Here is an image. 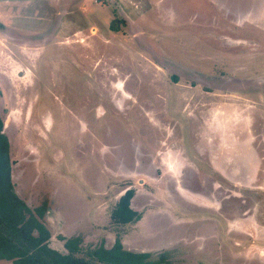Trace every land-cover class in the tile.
I'll list each match as a JSON object with an SVG mask.
<instances>
[{"label": "rangeland", "instance_id": "obj_1", "mask_svg": "<svg viewBox=\"0 0 264 264\" xmlns=\"http://www.w3.org/2000/svg\"><path fill=\"white\" fill-rule=\"evenodd\" d=\"M0 114L54 249L264 264V0H0Z\"/></svg>", "mask_w": 264, "mask_h": 264}, {"label": "trees", "instance_id": "obj_2", "mask_svg": "<svg viewBox=\"0 0 264 264\" xmlns=\"http://www.w3.org/2000/svg\"><path fill=\"white\" fill-rule=\"evenodd\" d=\"M5 118L0 114V263L10 264H170V254L137 253L123 245V234L113 246L105 243L83 246L82 234L61 237L65 253L50 246L52 233L46 222L48 203L31 209L19 197L12 179L10 140L5 133ZM132 189L118 200L111 218L117 225L137 223L142 215L131 207Z\"/></svg>", "mask_w": 264, "mask_h": 264}, {"label": "flooded vegetation", "instance_id": "obj_3", "mask_svg": "<svg viewBox=\"0 0 264 264\" xmlns=\"http://www.w3.org/2000/svg\"><path fill=\"white\" fill-rule=\"evenodd\" d=\"M57 26H58V24H57ZM92 71H94V70H92ZM87 97L89 98V100H90V97L88 96V94H87ZM57 99H58V97H57ZM90 102H91V100H90ZM61 104H63V101L61 102ZM74 118L76 119V121L79 123V126H83V127H85V128H87L88 126H86V124L84 123V122H82V121H80V120H77V116H74ZM48 119L51 121V117L50 116H48ZM49 121V122H50ZM241 154V153H240ZM243 164H245V165H243ZM249 166V162H248V160H244L243 162H242V164L240 165V166H238L239 168H237V169H235L234 170V175L235 176H238V178L240 177L239 175H244V176H248L250 173V175L249 176H252V173H253V168L252 167H248ZM251 171V172H250Z\"/></svg>", "mask_w": 264, "mask_h": 264}, {"label": "crops", "instance_id": "obj_4", "mask_svg": "<svg viewBox=\"0 0 264 264\" xmlns=\"http://www.w3.org/2000/svg\"><path fill=\"white\" fill-rule=\"evenodd\" d=\"M119 87V86H118ZM122 88V87H121ZM133 209V208H132ZM78 234H80V233H78ZM73 235H77V234H73ZM73 235H71V236H73ZM67 237H70V236H67Z\"/></svg>", "mask_w": 264, "mask_h": 264}]
</instances>
